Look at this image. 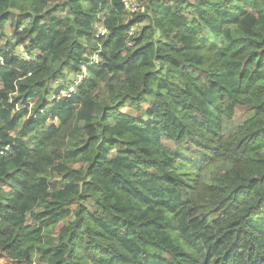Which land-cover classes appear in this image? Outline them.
I'll return each mask as SVG.
<instances>
[{
	"label": "trees",
	"instance_id": "trees-1",
	"mask_svg": "<svg viewBox=\"0 0 264 264\" xmlns=\"http://www.w3.org/2000/svg\"><path fill=\"white\" fill-rule=\"evenodd\" d=\"M134 1L0 0V264H264V0Z\"/></svg>",
	"mask_w": 264,
	"mask_h": 264
},
{
	"label": "rangeland",
	"instance_id": "rangeland-1",
	"mask_svg": "<svg viewBox=\"0 0 264 264\" xmlns=\"http://www.w3.org/2000/svg\"><path fill=\"white\" fill-rule=\"evenodd\" d=\"M133 3H134V6L137 7V9H138V4L135 1H133ZM4 33H5V38H4L5 40H2V41L3 42L7 41L9 43H12L14 39H13V35H12V28H10L9 24L5 27ZM198 40L205 48H207L209 50L217 49L222 45V38L220 36L213 35V34H210L207 32L204 35H199ZM15 53L22 55V50L16 49ZM127 111H128L127 108L123 109V112H127ZM246 119H247V117H244L243 115L241 116L240 113L237 111L235 113V116H234V125L235 126L240 125ZM170 146H172V145H170ZM113 155L111 154L110 157H113ZM79 167H80L79 164L73 165L74 169H78ZM71 209H73V206ZM34 261H35V264H44V262L39 259L38 254L35 256Z\"/></svg>",
	"mask_w": 264,
	"mask_h": 264
},
{
	"label": "built area",
	"instance_id": "built-area-1",
	"mask_svg": "<svg viewBox=\"0 0 264 264\" xmlns=\"http://www.w3.org/2000/svg\"><path fill=\"white\" fill-rule=\"evenodd\" d=\"M133 1L134 0H123L124 8L127 11H130V12H136L137 11V7L134 6ZM104 33H105V29L104 28H99L98 34L100 36H103ZM92 61L94 63H97V56H94L92 58ZM84 78H85V71H83L81 74L77 75L75 80L72 81V83L67 87L66 90L61 91L57 98H67V97L71 96L73 93H75V89L77 88V86L80 84V82Z\"/></svg>",
	"mask_w": 264,
	"mask_h": 264
}]
</instances>
